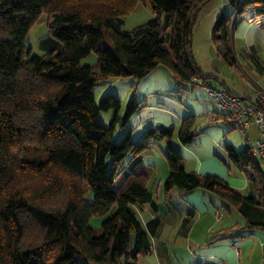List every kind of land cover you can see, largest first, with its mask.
<instances>
[{
    "label": "trees",
    "instance_id": "trees-1",
    "mask_svg": "<svg viewBox=\"0 0 264 264\" xmlns=\"http://www.w3.org/2000/svg\"><path fill=\"white\" fill-rule=\"evenodd\" d=\"M138 1L0 0V264H139L160 227L153 219L145 230L135 207L152 175L142 156L157 136L168 144L166 189L204 188L233 205L242 202L224 179L186 170L172 146L176 133L183 144L201 133L194 130L195 115L184 117L178 129L150 127L139 140L128 129L116 141L142 103L133 96L121 112L122 100L112 93L98 103L97 85L130 76L138 82L160 65L180 84L208 81L194 56L193 29L210 0H147L154 17L124 30V17ZM229 3L235 14L218 16L213 39L225 62L237 67L233 15L238 20L249 6L264 15V0ZM44 12L51 14L50 43L35 55L25 38ZM93 51L97 61L82 64ZM103 110H112L108 124L99 118ZM226 149L237 164H252L244 171L264 203L261 167L247 145ZM106 215L100 229L92 226L94 216Z\"/></svg>",
    "mask_w": 264,
    "mask_h": 264
},
{
    "label": "crops",
    "instance_id": "crops-1",
    "mask_svg": "<svg viewBox=\"0 0 264 264\" xmlns=\"http://www.w3.org/2000/svg\"><path fill=\"white\" fill-rule=\"evenodd\" d=\"M227 3L231 4L229 0ZM232 14H235L234 8L230 15ZM257 16L253 6L247 7L238 20H235L233 15L234 27L231 34V45L237 67L242 66L245 56H252L255 59L260 73L253 66L251 71L262 82L259 79L256 81L264 85V25H258L254 21ZM260 17L264 19V15H260ZM161 68L168 70L169 78L174 82V89L181 87L185 90L183 84L178 83L173 78L172 72L163 65L150 71L138 82L135 77L130 76L135 78L133 86L137 88L138 84V87L142 84L144 86V79L149 74H155L153 91L145 97L146 101L137 98L142 103V107L129 118L124 127L118 129L123 134L126 130L132 129L133 135L137 129H140L139 138L134 140L141 139L147 128H170V125L176 127L181 124L184 117L196 116L195 112L190 111V108L187 107L188 110L184 112L183 116L174 113V117L180 119H177L178 122L172 119V123L167 124L161 118L156 119L155 111L168 114L171 111L157 103L169 102L177 109L181 107V101L177 97L158 89V76ZM239 73L244 76L241 72ZM126 78H110L106 82H112L115 79L125 80ZM112 87L108 90L119 98ZM217 88H225L239 96L238 92L233 90V87L227 82H223ZM204 91V89L199 90L202 95L206 92ZM151 98H157V103L151 102ZM203 107L208 109V112L217 110L210 108L207 102ZM123 110L122 104L121 112ZM112 116L113 113L111 118ZM221 122L228 123L229 121L222 118L219 123ZM142 124L145 125L141 127ZM257 135L259 136L258 129ZM202 137H199L200 140ZM199 138L196 141L194 139L191 144H183L176 133L171 140L172 146L184 157L186 170L216 175L227 181L244 198L240 205L236 206L204 188L184 191L175 186L166 189L164 184L169 174L167 159L159 156L149 157L152 153L148 152L142 156V165L151 168L152 175L148 181L144 200L137 203L135 207L140 223L145 230L148 231V223L153 219L160 220V227L155 234H150L152 251L140 254L137 262L139 264H264V226H260L264 224V203L246 174L241 172V174L233 175L228 171L230 168H228L226 160L218 159L212 154H202L197 144ZM168 153L169 150L166 155ZM129 170L131 168L127 169V171ZM125 173L122 172L116 178V187L121 185L125 179ZM249 198H254V200ZM219 213H221V217L218 215ZM186 218L189 219L188 226L183 225Z\"/></svg>",
    "mask_w": 264,
    "mask_h": 264
},
{
    "label": "rangeland",
    "instance_id": "rangeland-1",
    "mask_svg": "<svg viewBox=\"0 0 264 264\" xmlns=\"http://www.w3.org/2000/svg\"><path fill=\"white\" fill-rule=\"evenodd\" d=\"M227 2L228 0H210L201 8L193 29L194 56L198 63V66L202 71V74L208 79L212 87L217 88L218 86H221L223 82H227L233 87V90L238 92V95L240 97L242 96L246 98H253V81H256L259 78L253 74V72L251 71V67L253 66V68H255L256 71L260 73L255 59H253L252 56H245L242 66L233 67L226 63L223 57L219 54L217 45L213 39V27L217 20V17L223 12L226 15H230L232 9L234 8L232 4H228ZM153 17L154 12L148 1L139 0L135 9L124 17L123 28L124 30L131 31L136 26L147 22ZM50 19L51 14L47 12L42 13L40 19L35 22L29 30L25 38V46L26 48L31 49L32 54L43 55L48 49L47 46L50 43L48 37V24ZM51 47L56 46L52 43ZM97 58V53L93 51L88 56L84 57L81 62L82 64H94L97 61ZM159 71L158 89L163 92H168L169 94L177 97L181 101V107L177 109L172 103H157V98H151V102L161 104V106H163L167 110H171L169 111V114L166 112L155 111L157 116L156 119L161 118L162 120H165L167 124H171L172 119H179L178 117H174L175 114H182L183 116L184 112L188 110L187 107H189V110L195 112L197 117V121L194 125V130H202L201 133H197L195 136V141L199 137L203 136L201 138L202 140H200L199 138V142H197L200 152L205 155L212 154L218 159L226 160L227 165L229 166L228 168H230L228 169V171L233 175L241 174V172L245 174V168L251 169L252 164H247L244 161H242V163L240 164L234 162L228 155L225 148L226 145H231L235 148L236 151L243 150L247 145L244 134H242L238 129L234 128L231 122L219 123L220 120L215 121L214 123L209 122L208 109H204L203 106L207 102L210 105V108L219 110L220 108L216 104L217 102L215 101L214 97L209 95V93L203 86H200L193 82H186L185 84H183V88H185V90H183L181 87L174 89V82L170 80L168 70L166 68H161V70ZM239 72H241L244 76H241ZM154 77L155 74H149L144 79V86L142 84L140 87H138V84L137 88L133 86L135 78L133 79L132 77H127L125 80L115 79L112 82H106V84H103V82L102 84H99L94 88L96 100L98 103H100L105 95L111 93L108 88L114 86L112 87V90L119 95V98L122 99L124 108L133 96L136 97L135 99L138 98L146 101L145 97L148 96V94L151 93L154 89ZM200 89H204L206 91H204V95L199 92ZM111 115L112 110H103L100 112L99 118L101 122L108 124L110 122ZM159 115L160 117H158ZM133 121L134 119L132 120V123ZM144 125L142 124L141 127H143ZM178 127L179 125L176 126V129H178ZM148 129L149 128L146 129L145 133H147ZM139 130L140 129H137V131L134 132L133 139L139 138ZM250 131L253 139H256L258 136L257 126L253 125ZM206 133L208 134L207 136ZM122 136V131L117 130L115 138L116 141H119ZM143 138L144 134L142 135L141 139ZM151 141L153 142V144L151 145L149 152H151L152 154L149 157L159 156L163 157V159H167V140L157 136L151 139ZM91 198V195L88 196V200ZM108 215L94 216L91 219L92 226L100 229L102 221Z\"/></svg>",
    "mask_w": 264,
    "mask_h": 264
},
{
    "label": "built area",
    "instance_id": "built-area-1",
    "mask_svg": "<svg viewBox=\"0 0 264 264\" xmlns=\"http://www.w3.org/2000/svg\"><path fill=\"white\" fill-rule=\"evenodd\" d=\"M254 21L258 25H264V19L260 15ZM195 81L214 97L220 108L219 112H208L209 122L214 123L226 117L234 128L244 134L247 149L254 161L259 163L264 179V85L253 81L254 96L246 98L239 97L225 88H214L209 81L202 78H196ZM253 125H256L259 131L256 139H253L250 131ZM218 215L221 217V213Z\"/></svg>",
    "mask_w": 264,
    "mask_h": 264
}]
</instances>
